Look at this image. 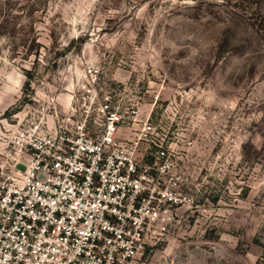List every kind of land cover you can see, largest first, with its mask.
<instances>
[{"label":"rangeland","instance_id":"374dc122","mask_svg":"<svg viewBox=\"0 0 264 264\" xmlns=\"http://www.w3.org/2000/svg\"><path fill=\"white\" fill-rule=\"evenodd\" d=\"M91 65L178 144L184 220L158 256L264 264V0H0V181L16 129Z\"/></svg>","mask_w":264,"mask_h":264},{"label":"built area","instance_id":"2783aa9c","mask_svg":"<svg viewBox=\"0 0 264 264\" xmlns=\"http://www.w3.org/2000/svg\"><path fill=\"white\" fill-rule=\"evenodd\" d=\"M103 80L86 67L67 107L16 129L0 264H172L156 251L184 220L178 144Z\"/></svg>","mask_w":264,"mask_h":264}]
</instances>
